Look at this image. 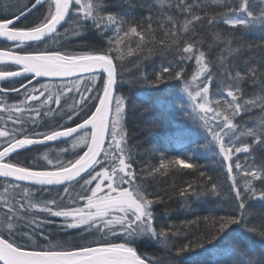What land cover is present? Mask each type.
<instances>
[{
  "label": "snow or ice",
  "instance_id": "obj_1",
  "mask_svg": "<svg viewBox=\"0 0 264 264\" xmlns=\"http://www.w3.org/2000/svg\"><path fill=\"white\" fill-rule=\"evenodd\" d=\"M0 66V264H264V0H0ZM136 102L184 121L143 163ZM174 200L227 210L161 223Z\"/></svg>",
  "mask_w": 264,
  "mask_h": 264
},
{
  "label": "trees",
  "instance_id": "obj_2",
  "mask_svg": "<svg viewBox=\"0 0 264 264\" xmlns=\"http://www.w3.org/2000/svg\"><path fill=\"white\" fill-rule=\"evenodd\" d=\"M24 2H27V0H24ZM109 4L113 3V0H108ZM123 2V0H122ZM133 4L139 3V0H131ZM125 7L127 5L125 4ZM137 14H139L142 10L137 9ZM262 37V34L257 32L254 34H250L248 39L249 40H256L259 41ZM134 57L129 58V61L134 60ZM126 67L123 69V79L124 82L121 85V89L125 91V93L132 97L133 100L135 99V96L137 94H143L149 90L145 89L142 85L136 83L137 79L139 78L140 71L143 69H137L133 66V63H130L128 61H125ZM149 65L151 66L153 63L155 64L156 68H159L160 66V57L154 56L149 62ZM3 67V66H0ZM170 83H176V82H170ZM162 87H167L162 86ZM10 95L14 96L15 93H10ZM161 98L165 99L167 102L166 93H158ZM181 104V99L179 97V94H177V99L175 101V106L178 107ZM151 119L150 116L142 114V107L139 104V102L135 103L134 107H130L129 115L127 118V127L129 129V133L132 137L130 144L135 146L139 145V147L134 148V153L137 156V159L140 160L141 163H143L145 160H154L155 157H152L150 155H145L146 153H152L155 152V155L158 156L159 152L156 151L157 148L162 146V142L160 141V136L168 131H173V123L175 124H183V118L179 115H173L172 122H169L165 124L163 128L160 129H152L149 131V124L148 121ZM167 147V146H166ZM181 149L177 145H172L169 148V151H180ZM33 156L37 155V153H33ZM203 167L204 170L211 172L212 169L216 168L217 165L213 162V160L210 157L201 156L198 161ZM139 167V165H137ZM194 179L191 175H186L183 178L180 176L175 177H164L163 180L166 181V183H163L161 187L167 188L170 185H181L184 183L185 180ZM171 190V189H170ZM171 210L169 215L163 216V219H161V223H163L165 220L167 222L175 224L177 226L181 225L183 221L185 220H194L197 215L203 217L204 215H208L209 212L213 209H215L218 213L223 214L227 210V206L221 202L216 204H201L199 206H196L194 208V211H187L180 207L177 202L171 201ZM252 211L256 213V215L253 216V220H258L260 214H264V207H261L259 202L253 203V209ZM164 209L160 208V213L163 214ZM187 228H190L191 231L194 233L197 230L195 225H186ZM200 229H203V223H200ZM183 239V237H181ZM252 239L257 242V248L259 247V242H261V237L259 236H253Z\"/></svg>",
  "mask_w": 264,
  "mask_h": 264
},
{
  "label": "water",
  "instance_id": "obj_3",
  "mask_svg": "<svg viewBox=\"0 0 264 264\" xmlns=\"http://www.w3.org/2000/svg\"><path fill=\"white\" fill-rule=\"evenodd\" d=\"M0 83H2V82H0Z\"/></svg>",
  "mask_w": 264,
  "mask_h": 264
}]
</instances>
